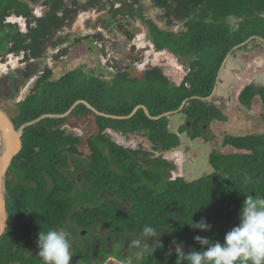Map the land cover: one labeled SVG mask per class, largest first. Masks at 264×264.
<instances>
[{
	"label": "trees",
	"instance_id": "trees-1",
	"mask_svg": "<svg viewBox=\"0 0 264 264\" xmlns=\"http://www.w3.org/2000/svg\"><path fill=\"white\" fill-rule=\"evenodd\" d=\"M150 3L146 6L145 0H0L1 60L19 53L18 60L33 69L49 58L55 63L64 62L71 46L83 40L101 44L106 39L103 30L94 29L98 25L95 15H103L99 18L106 27L121 25L129 34V26L142 21L148 33L153 34L157 51H171L178 59L188 57V70L178 84L171 82L161 66L150 63L141 78L129 76L130 64L120 67L115 63L111 79L104 76L105 71L87 73L82 67L54 79L52 67L45 66L20 101L0 99L2 108L15 105L10 115L16 128L43 114L63 115L79 100L115 116H129L143 105L152 117H157L178 111L188 99L178 112L185 115V123L178 132L170 127L173 114L154 119L140 108L129 118L117 119L101 116L84 103L67 116L45 118L28 126L22 137L23 148L7 173L9 219L0 239V264H43L37 255L39 232L60 231L70 220L81 222L85 218L82 225L89 228L98 215L110 227L138 233H143L144 226H151L185 253L199 251L201 245L195 236L223 241L225 233L231 230L227 222L239 218L246 196H264V133L225 136L221 147L230 146L232 150H212L209 161L213 171L193 181L183 175L172 176L177 166L166 158L168 152L180 145V134L186 133L190 139L212 140L206 127L216 119H224L225 114L220 95L204 98L214 92L221 67L232 50L249 40L232 53L249 49L251 44L264 49V0ZM156 8L157 18H149L147 12ZM84 13L88 15L80 19ZM80 26L87 29L73 34ZM72 28L75 30L70 32ZM133 38L131 35L130 44H134ZM130 48L132 52L123 55L131 62L140 61L134 53L139 50L135 45ZM245 82L237 100L246 109L255 102L264 109V87ZM221 97L224 101L225 96ZM89 115L94 116L98 130L85 139L72 131L76 128L71 129L69 122ZM130 139H143L149 149L126 144L125 140ZM83 145L89 152L81 149ZM83 154L87 156L81 160ZM68 155L77 166L83 162L81 176L87 183L82 195H71L75 179L72 181L66 173ZM102 191L104 201L79 207L84 197L96 199ZM107 194L113 196L110 201L105 199ZM120 196L129 201L128 211L118 210L113 199ZM202 218L212 225L209 230L190 226ZM138 264L180 262L176 249L169 250L161 240L158 248L144 254Z\"/></svg>",
	"mask_w": 264,
	"mask_h": 264
},
{
	"label": "rangeland",
	"instance_id": "rangeland-1",
	"mask_svg": "<svg viewBox=\"0 0 264 264\" xmlns=\"http://www.w3.org/2000/svg\"><path fill=\"white\" fill-rule=\"evenodd\" d=\"M145 1L147 2V0ZM157 10L158 9H156V12ZM156 12H147L148 17L151 19L154 18L155 20L157 18ZM87 15V13L82 14L80 19H83ZM99 16L101 17L103 15H95L98 25H96L94 29L100 28L103 30L104 34L106 35V39L103 40V43L101 44L98 42L90 44L89 40H83L79 44L71 46L70 52L68 53L64 62L55 63L54 59L49 60L50 58L47 60V62H43V67H52L54 79L59 78L68 70L78 67H82L87 73H90L91 71H94L95 73L105 71L104 76L107 79H111L112 75L114 74V70L112 69L114 66L112 65L115 63H117L116 66L120 67H126L128 65L125 64H130V67L128 68L130 72L129 76L131 78H141L144 74V70L148 67V63H150L151 65L161 66L165 75L170 78L172 83L178 84L181 81V78L188 70V57H181L178 59L175 54L171 53V51L168 52L164 50L159 52L155 50L153 46L154 43L152 41V37L154 36L152 33H148V27L144 22L138 21L137 25L129 26L131 31V34H129L124 31L121 25H113L114 28L106 27V24L102 23ZM116 22L118 23V21ZM85 29H87L86 26H80L76 28V30L72 28L70 32L75 30L73 34H80ZM86 31H84V33ZM131 35L134 36L133 42L136 45V49L139 50L138 52L136 51L134 53L138 54V58L141 59L136 63H134V60L131 62L128 60V58H126V56L123 55L132 52L130 50V43H132V40L130 41ZM261 42L262 41L260 40V43ZM252 51H255V53H264V49H261L259 46H256L254 50H251V52ZM239 54L244 53L243 51H238L235 53L234 58H237L236 56ZM246 56L247 54L244 56L245 60L249 61L247 60L248 58H246ZM256 57L258 59V56H254V58L251 59V63L258 62V60L255 59ZM18 58L19 53L9 54L8 58L6 57L3 60L0 59L1 92L11 94V91H9L5 84V76L7 74L16 77L17 74H19L18 68H23L24 73L28 75L25 76L24 79L19 78L17 81V86L21 87L22 91H20L19 96L14 98L15 102L20 101L29 93V90L35 84L38 75L41 74L40 71L43 69V67L39 66V70L34 72L30 65L22 63L18 60ZM232 58L233 57L231 55L228 60L230 61ZM237 60L240 65L241 61H239V59ZM232 61L236 63L235 60ZM232 61L229 62L227 69L230 68V65H233L231 64ZM250 65L246 69H244V66L241 65V70H238V68H235L234 70L231 68L229 69L234 77H227L226 82H234V85L236 84V86L229 87L228 85L225 88L226 91L223 93L225 95L224 101L221 97L222 95L220 94L219 96V101L224 109L225 118L216 119L209 127H206V132L209 133L212 140L207 141L203 137L190 139L186 133H183L180 134V145L166 154V158L172 160L177 166V170L174 171L175 176L183 175L188 181H193L207 173L212 172L213 168L209 161L211 151L214 149H222L223 151L228 152L232 150L230 146L221 147L223 139L227 135L245 136L251 134L260 135L264 133V109H262L261 104L255 102V105L247 107L246 109V107L243 106L236 98L244 88L246 84L245 81L255 82V80L252 79L256 76V74H258L254 73L256 72L254 70L257 68L254 66L250 67ZM235 67L240 68V66L237 65ZM227 69L225 67L223 72H226ZM258 71H264V67L258 69ZM16 90H18V88ZM226 98H229L230 100L227 101ZM257 98L259 100L261 99L259 96ZM6 99L10 100L9 98ZM14 109L15 105L10 104L6 106V110L11 115L14 113ZM170 120L171 130L178 132L179 126L185 123V115L175 113L171 116ZM69 127L72 129L76 128L78 133L85 137V139L91 134L96 133L98 130V126L94 121L93 115H89L88 117H83L81 119L73 118L69 122ZM125 143L133 144L135 147L142 145L144 148L149 149V144L147 142H143V139L125 140ZM81 149H84L85 152H89L87 146L83 145L81 146ZM227 223L231 229L239 223V218L231 220Z\"/></svg>",
	"mask_w": 264,
	"mask_h": 264
},
{
	"label": "flooded vegetation",
	"instance_id": "flooded-vegetation-1",
	"mask_svg": "<svg viewBox=\"0 0 264 264\" xmlns=\"http://www.w3.org/2000/svg\"><path fill=\"white\" fill-rule=\"evenodd\" d=\"M157 12H159V9L157 10ZM254 48L255 47L253 46V44H251V46H249V49L242 51L245 55H249L250 51L252 49L254 50ZM34 66L36 67L33 69V71L37 72V70H39L40 67H43L44 64L41 61L39 65L36 64ZM18 70L19 74H17L16 77L10 76L9 74L5 76V84L8 87L9 91H11V94L0 91V99L9 98L11 101L15 102L14 98L19 96V93L22 90L21 87L17 86V81L19 80V78L24 79V77L28 75L24 73L23 68H18ZM17 88L18 90H16ZM72 131H75L78 134L77 130L74 129ZM86 156V154H83L80 159L83 160ZM67 163L68 166L66 167V173L72 179V181L73 179H75V185L73 190L71 191V195H82L84 189L86 188L85 184L87 183L81 176L83 173V162L78 163L79 165L77 166L71 156L68 155ZM174 171H172V175H175ZM104 195L105 192L102 191L100 195L96 197V199L91 197H84L79 207L82 208V204L94 205L97 203H101L102 201H104ZM112 198L113 196L110 194H107V196L105 197V199L108 201H110ZM113 200L116 201L119 211L125 212L130 209V203L126 200V198L120 196L114 197ZM85 219L86 220H83L81 222L70 220L69 223L60 230L66 231L68 233L70 242L72 244L71 251L73 253V257L70 261V264H138V261L143 258L144 254H150L158 248L161 240L169 250H175L177 247H180L179 245L164 240L160 236V232L156 237L147 238L143 233H138L136 230L110 227L106 220L99 215L96 218L98 222L96 221L94 223H91L89 228H85L82 225L83 222L87 221V218Z\"/></svg>",
	"mask_w": 264,
	"mask_h": 264
},
{
	"label": "clouds",
	"instance_id": "clouds-1",
	"mask_svg": "<svg viewBox=\"0 0 264 264\" xmlns=\"http://www.w3.org/2000/svg\"><path fill=\"white\" fill-rule=\"evenodd\" d=\"M131 45L135 44H130V47ZM153 46L156 50L155 45ZM22 54L23 51L20 52ZM237 56L244 57L245 54ZM7 113L10 115L8 111ZM190 226L204 231L212 227L206 218L193 222ZM142 231L147 238L156 237L160 232L151 226H144ZM194 239L201 245L199 251L193 249L185 253L182 248H176L180 264H264V196H246L240 210L239 223L225 233L223 241L213 242L200 235ZM38 248L43 264H70L73 257L72 244L66 231L50 229L39 232Z\"/></svg>",
	"mask_w": 264,
	"mask_h": 264
},
{
	"label": "water",
	"instance_id": "water-1",
	"mask_svg": "<svg viewBox=\"0 0 264 264\" xmlns=\"http://www.w3.org/2000/svg\"><path fill=\"white\" fill-rule=\"evenodd\" d=\"M249 41L237 46L235 49H238L240 46L243 47ZM234 50H232L231 53H229V55L225 59V62L223 64V66L221 67V70H220V73H219L218 79H217V85L215 87L214 92L212 93V95L210 97L204 98V100L211 99L213 96L216 95L217 90H218V84L220 82L221 75H222V73L224 71L223 69L226 67V62L230 58V56L232 55V52ZM187 101H188V99L183 103V105L181 106V108L178 111L168 112V113H165V114L157 116V117H152L150 115L148 109L145 106H143V105L137 106L133 110L132 114H130L129 116H115V115H109V114H105L103 112H100L95 107L90 105V103H88L87 101L79 100L73 105V107L68 112H66L63 115H59V114H55V115H53V114H43L40 117H38L37 119H34L32 121L24 123L19 128H16L14 122L12 121V119H11L10 115L7 113V111L4 108L0 107V239L2 238V236L6 232V229H7V226H8V219H9V214H8V211H7V202H6V197H7V190H6L7 173L9 171V168H10V166L12 164L13 159L22 150V147H23L22 136L24 134L25 129L28 126L34 125L37 122H39L40 120H43L45 118H58V117L67 116L80 103L86 104L91 110H93L95 113H97V114H99L101 116H107V117H112V118H117V119H124V118L131 117L138 109L143 108L148 116H150V117H152L154 119H158V118H160L162 116H171L172 114L178 113L180 110L183 109V107H184V105L186 104Z\"/></svg>",
	"mask_w": 264,
	"mask_h": 264
},
{
	"label": "crops",
	"instance_id": "crops-1",
	"mask_svg": "<svg viewBox=\"0 0 264 264\" xmlns=\"http://www.w3.org/2000/svg\"><path fill=\"white\" fill-rule=\"evenodd\" d=\"M149 4H150V2L147 1L146 2V6H148ZM254 53H255V51H252L249 54V56L246 57V58H248L247 60H249V61H246L245 58L242 57V56H236L237 58H234L235 56H233L234 59L232 58L230 61L235 60L236 63L232 61L231 64H233V65H230V68L233 69V70L235 68H238V70H241L242 69L241 65L244 66V69H246L251 64L250 67L254 66L255 68H257L256 70H254V71H256L254 73H258V74H256V76L252 79V80H255V82L252 81V82H249V83H255L257 86L264 87V71H262V72L258 71V69L264 67V55L263 54L260 55L257 52L255 54ZM254 56H258V59H257V57L255 58V59L258 60V62L251 63V61H252L251 58L254 57ZM237 59H239V61H241L240 65L237 62L238 61ZM230 61L228 60V62L226 63V69H227V66H228ZM236 65L240 66V68L239 67H235ZM229 69H227L226 72H223V74L221 75L222 82H220L219 85H218L217 95L221 94L222 96H225L223 93L226 91L225 88L228 85H229V87L236 86V84L234 85V82H231V81L230 82H226L227 77L233 76ZM227 83H230V84H227Z\"/></svg>",
	"mask_w": 264,
	"mask_h": 264
}]
</instances>
